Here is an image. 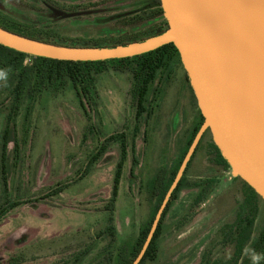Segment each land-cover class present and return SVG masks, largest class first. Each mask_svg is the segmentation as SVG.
I'll use <instances>...</instances> for the list:
<instances>
[{"label": "rangeland", "instance_id": "obj_1", "mask_svg": "<svg viewBox=\"0 0 264 264\" xmlns=\"http://www.w3.org/2000/svg\"><path fill=\"white\" fill-rule=\"evenodd\" d=\"M154 10L153 0H0L3 22L44 32L62 43L91 46L163 27V15L151 17ZM136 16L143 20L125 25ZM119 67L110 59L104 63L95 77L96 95L82 98L83 106L67 83L39 93L24 124L23 109L13 119L7 145L10 169L5 188L0 185V207L20 203L0 219V264H97L108 250L114 255L130 247L149 219L153 179L161 170L163 176L170 172L199 111L179 65L167 83L155 85L148 106L152 114L147 123L141 122L132 150L133 80ZM6 112L0 110V132ZM210 141L207 133L186 178L189 183L213 178L214 188L199 203L193 199L195 189L180 191L164 217L156 260L144 264H209L229 257L231 246L223 241L221 229L234 220L243 184L230 168L214 165ZM123 153L112 242L105 231L106 208ZM263 225L261 202L253 233Z\"/></svg>", "mask_w": 264, "mask_h": 264}, {"label": "water", "instance_id": "obj_2", "mask_svg": "<svg viewBox=\"0 0 264 264\" xmlns=\"http://www.w3.org/2000/svg\"><path fill=\"white\" fill-rule=\"evenodd\" d=\"M167 28L112 47L64 46L0 27V44L31 56L103 61L171 43L203 121L195 133L131 264H139L203 134L264 203V0H159Z\"/></svg>", "mask_w": 264, "mask_h": 264}, {"label": "trees", "instance_id": "obj_3", "mask_svg": "<svg viewBox=\"0 0 264 264\" xmlns=\"http://www.w3.org/2000/svg\"><path fill=\"white\" fill-rule=\"evenodd\" d=\"M153 2L155 5V10L152 12L151 17L153 18L162 16L159 0H153ZM1 18L2 17L0 14V27L31 39L64 46H91L90 44L62 43L56 38L45 35L44 32L34 31L28 27L27 29L15 27L11 24L3 22ZM130 19L128 20L130 22L128 24L125 23V25L140 23L143 20L142 17L138 16L134 18L132 17ZM166 28L167 23L165 20H163V27H149L144 30L142 34H139V36L134 35L132 37L130 36L126 38L120 37L116 40H103L100 43L92 44V46L112 47L119 44L124 45L155 35ZM26 59H29V62H26ZM110 61L120 64L119 69L127 70L133 80L132 93L135 103V124L131 137V148L133 150L135 145V137L141 122L147 123V117L152 114V111L148 109L150 102L149 97H153V95L156 94L155 85H157L159 82L161 84L167 83L171 79V75L175 73L176 68L180 65L179 55L176 48L171 43H169L140 55L120 59H110ZM105 62H108V60L64 61L31 56L0 44V71L7 73V79L0 80V110L7 108L4 125L0 132V185L3 189L6 186V180L8 178L10 169V157L7 150V145L10 141V126H13V131L15 128V120L13 119H15V117H17L23 109L24 118L22 123L24 124L28 114L31 111L30 109L32 102L36 99L39 93L50 89H61L67 83L71 85L79 99L80 105L83 106L82 98L96 95L95 77L102 72L101 67L104 66ZM192 98L194 99L193 95ZM198 114L197 124L191 131L190 137L185 144L186 147L182 154H180V156L174 162L170 172L167 175L165 173L163 176V171L161 170L153 179V182L150 186V193L151 197L154 199V205L151 209L149 219L143 222L140 226L135 242H133L130 247L126 249H120V251L114 255L111 254L112 252H110V250H108V256L104 257L103 260H97V264H131L133 259L136 257L146 238L154 215L167 189L169 188L195 133L203 121L201 114ZM207 133L208 131H206L201 137L194 154L202 144L204 136ZM208 145L211 149L210 156L214 165L228 169L229 166L217 152L212 141H210ZM123 146H126V144L123 143ZM194 154L188 162L186 169L177 184V187L172 192L169 202L162 213L157 229L139 264H144L147 261L153 262L156 260L159 252V237L163 231L164 217L172 201L177 198V195L180 193V191L183 189H195L196 192L193 199L195 203H199L200 200L205 199L206 196L209 195L210 190L214 188L216 180L213 178H206L193 183H189L187 181V170L192 162ZM124 160L125 155L123 153L119 162L117 163L113 176L111 197L109 198L110 207L106 208L108 213L105 231H107L109 234L110 240L112 242L114 241L115 236V227L113 225L112 214L113 205L117 195V188L121 176V165ZM242 184L243 197L236 204L234 210V220L233 222L225 223L221 229L224 235L223 241L228 242L231 246L230 255L224 260H214L209 264H252L250 254L247 251L250 248L261 254V259L258 261V264H264V225L259 230H256L255 233H253V224L258 217L259 205L262 201L244 183ZM19 203L20 202L14 201L2 205L0 207V219L6 215L9 209L13 208ZM203 259L204 257H202L201 261Z\"/></svg>", "mask_w": 264, "mask_h": 264}, {"label": "clouds", "instance_id": "obj_4", "mask_svg": "<svg viewBox=\"0 0 264 264\" xmlns=\"http://www.w3.org/2000/svg\"><path fill=\"white\" fill-rule=\"evenodd\" d=\"M7 73L4 71H0V80H6ZM248 253L250 254V258L252 260V264H258V261L261 259V254L257 253L254 249H248Z\"/></svg>", "mask_w": 264, "mask_h": 264}]
</instances>
